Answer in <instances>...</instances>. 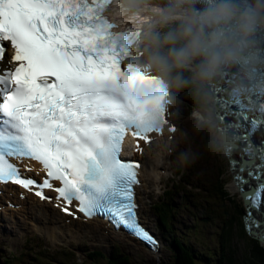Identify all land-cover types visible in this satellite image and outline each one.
<instances>
[{
  "label": "snow or ice",
  "instance_id": "1",
  "mask_svg": "<svg viewBox=\"0 0 264 264\" xmlns=\"http://www.w3.org/2000/svg\"><path fill=\"white\" fill-rule=\"evenodd\" d=\"M111 3L0 0V61L4 42H10L9 63L17 64L0 75V184L34 191L41 200L51 199L45 190L55 191L70 215L67 206L76 202L86 220L102 216L158 252L159 242L138 222L134 188L140 165L121 159V152L129 131L150 142L149 134L163 130L169 100L134 94L144 81L122 70L126 53L118 41L124 37L111 30L114 25L104 15ZM218 119L223 130L241 127L225 124L224 116ZM257 124L251 122L252 131ZM232 138L248 142L244 151L260 160L231 161L249 207L245 223L249 230L259 229L252 210L264 215V150L256 149L247 133L236 131ZM10 158L39 162L46 177L40 183L24 177ZM245 171L257 181L255 187Z\"/></svg>",
  "mask_w": 264,
  "mask_h": 264
},
{
  "label": "clouds",
  "instance_id": "2",
  "mask_svg": "<svg viewBox=\"0 0 264 264\" xmlns=\"http://www.w3.org/2000/svg\"><path fill=\"white\" fill-rule=\"evenodd\" d=\"M107 15L126 75L143 78L134 94L191 101L193 134L228 155L233 132L215 120V94L242 103L264 91V0H112Z\"/></svg>",
  "mask_w": 264,
  "mask_h": 264
},
{
  "label": "rangeland",
  "instance_id": "3",
  "mask_svg": "<svg viewBox=\"0 0 264 264\" xmlns=\"http://www.w3.org/2000/svg\"><path fill=\"white\" fill-rule=\"evenodd\" d=\"M174 102L173 119L179 128L177 133L179 143L176 150L171 147L173 153L170 154V158L161 160L166 162L164 167L168 168L163 177L161 190L176 179V173L180 169L186 172L185 177L191 183V187L188 184L181 193H176L178 187H175L171 197L164 198L163 203L172 207L173 211L168 226L193 254L194 264H215L227 248L221 243V233L230 220L233 222V226L231 225L233 235L228 246L233 247L237 255L244 252L247 247L249 238L242 235L241 222L244 205L237 189H231L230 185L234 187V183L226 156L209 150L205 136L192 134L193 137L189 135L187 143L184 142L186 121L188 120L192 126L194 123L193 108L188 104L191 101L176 97ZM167 139L172 140L170 137ZM152 148L158 149V145L154 143ZM171 149L168 150L169 153ZM189 149L191 153L187 151ZM153 154L147 159L151 160ZM217 186L218 189L221 186L228 194V201L217 193ZM161 197L162 194L158 195L157 192L146 197L143 200L141 214L161 240L157 253H149L147 249L127 238L125 241L111 237L99 240L102 239L99 234H92L89 231L76 238L68 235L52 239L36 230L33 222L29 220L36 217H32L31 209L26 207L24 211L14 213L16 223L6 214L0 216V263L4 255H9L10 264H62L60 257L67 260L68 264H104L105 261L100 258L89 259L84 255L85 251L98 248L104 252L105 258L112 254H120L126 258L128 264H179V262L182 264L183 261L177 263L174 251L170 248L171 238L165 236L164 231L161 233L155 216L154 204L158 203ZM261 245L264 246L262 243ZM71 259L74 262L71 263Z\"/></svg>",
  "mask_w": 264,
  "mask_h": 264
},
{
  "label": "bare ground",
  "instance_id": "4",
  "mask_svg": "<svg viewBox=\"0 0 264 264\" xmlns=\"http://www.w3.org/2000/svg\"><path fill=\"white\" fill-rule=\"evenodd\" d=\"M256 92H260V91H254L253 94H255ZM169 110L170 111L172 110L170 106H169ZM225 114L227 113H224V115ZM185 125H186V134H185L186 139L184 140V142L187 143L189 135L193 137L192 136L193 126L188 120L186 121ZM256 132H263V129L260 126H257L255 131H252V134H255ZM177 133H178V130H176L175 133H173V140L171 141H168L169 139L168 140L166 139L168 137V134L165 133L163 137L156 138L155 141L150 143V145H148V147L144 149V152L142 153V156H141V159H142L141 176H142L143 183L138 188V195H139V198H141V204H142V200L144 199V197H146L145 195L147 194V192L148 193L150 192L148 191L150 190V185L152 184L156 186V184L159 183L161 179L163 178V174L160 172V170L163 169V163L161 162V160L170 158V154L167 153V148L173 147L176 150V146L178 145L177 143H179V140H178L179 137L177 138ZM162 139H163V142H162ZM153 143H156L158 145V149L156 148L154 150L153 148H151ZM153 151H155L154 154H153ZM187 151L191 153L190 149ZM152 154H153V157L152 158L150 157L151 160L147 159V157ZM230 186H231V189L234 190L235 186L234 187L232 185ZM6 191L7 192L11 191L12 200H14L12 202L20 205V208H19L20 211H24L25 207H27L28 209H31L30 214H32V217H36V218L29 219V220L33 222L34 227L38 231H40L41 234L44 233L46 236H49L52 239L66 237L68 235L70 237L76 238L77 236L89 231L92 233L99 234L102 239H105V231L107 230V228L105 224L101 223L98 220H91L85 223L81 220L73 221L72 219H70V221L66 223L64 219L67 217L59 214L49 204L40 203L32 199L29 195L26 196L25 200L15 199L14 196L17 197V193L14 191L13 188H11L10 190L8 189ZM18 211L7 210V208H5L4 213H0V216L2 214H6L9 216V218H11L12 221L14 220V222L16 223L17 219L16 220L14 219L15 217L14 213H18ZM108 237H113L114 239L116 240L118 239L121 241L126 240L125 238L126 234L122 232L121 230L112 232V235H108Z\"/></svg>",
  "mask_w": 264,
  "mask_h": 264
},
{
  "label": "water",
  "instance_id": "5",
  "mask_svg": "<svg viewBox=\"0 0 264 264\" xmlns=\"http://www.w3.org/2000/svg\"><path fill=\"white\" fill-rule=\"evenodd\" d=\"M262 80H264V77H261ZM256 96H252V98L250 99V97H248L247 100H245L244 102L240 103V104H236L234 101H230L228 98H226L223 89H218L216 92V100H215V118H216V122L221 125L222 127L224 126L223 124H221L220 120L218 119V115L222 116L224 113L230 114V112H228V107L232 108V115L234 116V118L230 119L228 123H232V124H236L238 123L239 125H241V127L237 130V129H232V132H236L238 131L239 134L243 135L245 133H247L249 135V140L250 143L256 148V149H260V150H264V116H263V122L258 121L257 126H260L263 129V132H256L255 134H252V129H251V122L254 120V118L256 116L259 115H263L264 112L261 111V108L264 107V94L262 93V91L260 92H256ZM232 104V105H231ZM243 105V107L241 108L240 105ZM247 117V119H245L244 117ZM253 119V120H252ZM248 146V142H235L234 143V147L232 148V152L231 155H225L227 157V159L229 160V170L231 172L232 175V180L234 183L235 188L237 189V192L240 194V197L243 199L244 205L247 209V215L249 212V207L245 202V198L244 195L241 193L240 189L237 187V182L235 180V173L233 172L232 169V159H235L237 162H243V161H255V164H259L260 160L258 159V155L257 157H253L251 156L249 153L245 152L244 149ZM238 171V169H237ZM242 175L245 176V178H248L247 175V171H245L244 173H242ZM249 179V184L252 187H255L257 184V181L251 178ZM249 187V185H245V189L247 190ZM262 211H264V209H262ZM252 214L253 216L261 222V228L257 229V228H252L250 230L251 233H254V235H257V237L261 238L262 242H264V215H261L259 212H257L255 209L252 210ZM249 230V228H248Z\"/></svg>",
  "mask_w": 264,
  "mask_h": 264
},
{
  "label": "trees",
  "instance_id": "6",
  "mask_svg": "<svg viewBox=\"0 0 264 264\" xmlns=\"http://www.w3.org/2000/svg\"><path fill=\"white\" fill-rule=\"evenodd\" d=\"M189 107L191 106V103H188ZM182 177V176H181ZM185 183L188 181L184 180ZM217 193L221 195V198L228 201V194L222 190V187L218 189V186L216 187ZM172 207L166 204H159L156 207L157 213V222L159 223L161 233L165 236H169L171 238L170 240V248L173 249L176 261L177 263L179 261H183V264H194L193 261V254L189 252L185 246L184 242L177 239V237L174 235L173 232H171V228L168 226V222L172 219ZM242 222V221H241ZM233 222L230 220L226 225L225 229H223V232L221 233V243L222 245H226L227 248L224 251V254L218 258L215 262V264H264V246H262L258 241L251 239L246 232L244 231L243 224H242V235L249 238V242L247 244L246 249L244 252H242L240 255H237L233 247L228 246L229 242L232 238V227ZM225 241V243L223 242ZM98 257L100 259L104 260V257L101 253L97 252L93 255V257H90V259ZM1 258V257H0ZM8 256L2 257L3 261L0 264H10L11 261L8 260ZM13 258V256H12ZM11 258V259H12ZM67 264V263H65ZM104 264H128L125 257H122L120 254L111 255L109 259L106 260ZM179 264H181L179 262Z\"/></svg>",
  "mask_w": 264,
  "mask_h": 264
},
{
  "label": "flooded vegetation",
  "instance_id": "7",
  "mask_svg": "<svg viewBox=\"0 0 264 264\" xmlns=\"http://www.w3.org/2000/svg\"><path fill=\"white\" fill-rule=\"evenodd\" d=\"M183 264V263H182Z\"/></svg>",
  "mask_w": 264,
  "mask_h": 264
}]
</instances>
